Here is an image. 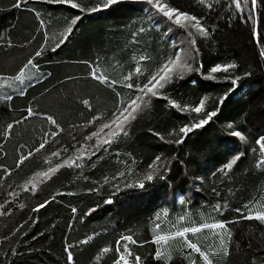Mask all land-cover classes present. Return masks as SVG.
<instances>
[{
    "label": "snow or ice",
    "instance_id": "obj_1",
    "mask_svg": "<svg viewBox=\"0 0 264 264\" xmlns=\"http://www.w3.org/2000/svg\"><path fill=\"white\" fill-rule=\"evenodd\" d=\"M123 2L125 0H13L12 8L24 9L32 15L34 30L22 42L13 41L11 30L0 31V53L7 57L3 62L4 67H0V109L14 111L15 98L27 101L19 117L10 122L0 114V141L3 142L0 143V157L7 158L8 153L4 150L7 142L14 135L22 137L28 133L29 126L33 142L26 144L16 141L14 167L0 163V195H3L0 217L24 210L29 200L34 201L31 213H39L57 196L77 195L71 191H57L46 199H39L48 185L60 179L64 170H70L77 182L80 179L88 180L89 177L84 175L85 170L95 169L106 158H111L107 154H112L117 163L123 165V170L117 169L111 178L103 176L102 184L94 180L93 186L85 189L89 194L101 196L105 205L113 204L118 195L144 190L155 179L165 180L164 173L170 170L167 165L171 160L156 155L147 169L141 172L134 167L135 160L131 165L128 163L126 157L129 154L120 152L119 147L127 143L135 122L151 113L156 103H162L165 109L186 116V120L167 133L171 139L165 140L160 133L152 129L149 131L165 143L181 145L188 134L203 128L217 117L220 105L238 87L240 80L251 75L248 71L239 74V63L235 59L215 62L204 70L200 44L215 39V33L220 28L219 21H226L229 27L233 22L247 27L253 47L258 49L257 59L264 64V23H261L264 0H195V4L189 2L188 7L181 6L179 0H133L142 4L143 8L142 15L131 21L134 30L130 32L125 46L122 57L125 62L121 63L115 57L85 59L78 62L84 67L83 74L65 75L63 80L49 85L52 72H46L41 61L49 59V53L54 54L65 45L82 16L110 10ZM29 4L34 6L29 8ZM35 4L67 5L79 14L65 17L57 29L54 28L56 21L53 15L45 14ZM212 15H217L218 19L209 23ZM145 37H148L147 43ZM12 49L21 52L27 50V55L22 58L11 56L9 53ZM128 50L132 51L130 57L127 56ZM193 73L203 81L229 82L231 87L215 98L205 95L198 102L191 103L178 100L174 95L175 88L188 80L195 85L197 81L191 79ZM69 84L76 86L67 88ZM35 88L42 90L28 100V93ZM209 99L215 100L211 110L208 107ZM224 127L231 137L246 140L241 131L233 130V122H227ZM64 136L68 139L61 140ZM255 144L259 148L257 163L264 168V135L256 138ZM242 155L241 152L231 154L216 169V173L233 170ZM30 160L35 161V166L18 180L8 183ZM216 173L212 174L213 177ZM105 188L108 189L106 192ZM180 203H185V197H180ZM209 207L207 217H202L198 224L186 212L179 216L178 221H184L189 226L159 234L156 230L161 225H155L156 230L151 237V244L155 245L151 257L154 264H226L233 248L239 249L241 246L232 226L240 220L257 221L264 226V195L258 201L252 200L231 208L237 214V219L226 217L229 208L227 201ZM70 211L73 216L80 213L77 207H71ZM94 211L89 207L80 213L79 219L83 220ZM213 214L220 218H214ZM35 223L37 219L19 224L8 235H0V240L7 242L17 234L26 235L23 229ZM204 230L210 233L206 239L211 243L206 246H201L188 236L191 233L199 237ZM93 236L79 243L86 244ZM137 243L132 234L120 235L115 240L111 264H146V260L132 247ZM74 247L71 244L63 247L66 264H75ZM110 250V247H101L89 264H101L102 258ZM10 251L15 255L18 249L11 247ZM176 254L180 259L174 260ZM0 257L7 261L9 250L0 252Z\"/></svg>",
    "mask_w": 264,
    "mask_h": 264
},
{
    "label": "trees",
    "instance_id": "obj_2",
    "mask_svg": "<svg viewBox=\"0 0 264 264\" xmlns=\"http://www.w3.org/2000/svg\"><path fill=\"white\" fill-rule=\"evenodd\" d=\"M12 2L13 0H0V31L11 30L13 41L22 42L34 30L33 17L24 9L12 8ZM189 2L195 4V0H179L183 7H188ZM33 6L28 5L29 8ZM35 7L45 14L51 13L56 21L54 28L57 29L65 17L71 18L72 15L79 14L67 5L35 4ZM142 8L140 3L125 0L110 10L82 16L65 45L56 53H49V59L41 61L43 69L52 72L49 85H55L65 75L83 74L84 67L78 62L85 59L95 60L97 56L115 57L124 63L122 57L125 46L130 39V32L134 30L131 21L142 15ZM217 19V15H212L209 23L216 22ZM219 23L215 39L200 44L204 70L215 62L235 59L239 63V74L248 71L251 75L240 80L238 87L220 105L217 117L203 128L188 134L181 145L165 143L149 131L152 129L160 133L165 140L171 139L167 133L186 120V116L165 109L162 103H156L151 113L135 122L127 143L119 147L120 152L129 154L126 157L128 163L131 165L132 160H135L134 167L141 172L147 169L156 155L171 160L167 165L170 170L164 173L166 179H155L144 190L118 195L113 204L105 205L101 196L89 194L85 189L93 186L92 181L102 184L103 176L111 178L117 169L123 170V165L118 164L112 154H107L111 158H106L97 168L85 170L84 175L89 177L88 180L80 179L77 182L70 170H64L60 179L48 185L39 199H46L57 191H71L77 195L57 196L55 201L39 213H31L34 201L29 200L28 207L24 210L0 217V235H8L19 224L37 219V223L29 224L23 229L26 235L17 234L7 242L0 240V252L9 250V259L5 261L0 257V264H66V255L63 253L65 244L75 245L72 249L75 264H89L101 247H110V252L104 255L101 264H111L115 240L124 234H132L138 241L137 245L132 246L137 254L146 260V264H154L151 257L155 245L151 244V237L156 224L161 225L156 230L159 234L189 226L184 221H178L179 216L186 212L198 224L202 217H207L210 205L217 202L223 204L225 201L229 205L226 217L237 219V214L231 208L240 207L252 200L258 201L264 195V168L257 163L259 148L255 144L256 138L264 135V64H260L257 59L258 49H254L247 27L238 22H233L230 27L224 20ZM261 23H264V17H261ZM153 38H156L154 34ZM147 42L148 37H145V43ZM9 55L22 58L27 55V50L21 52L19 49H12ZM131 55L132 51L128 50L127 56ZM6 59L0 53V67H4ZM191 79L197 83L193 85L188 80L175 88L174 95L178 100L191 103L198 102L205 95L215 98L231 87L229 82L203 81L195 73L191 74ZM74 86L76 85L69 84L66 87ZM41 90H31L27 99L30 100ZM26 103L23 98H15V110L2 108L0 114L10 122L19 117ZM214 103V99H209L210 110ZM227 122H233V130L241 131L246 140L231 137L224 127ZM32 135L31 126L22 137L14 135L4 149L8 156L6 159L0 157V163L14 167L16 141L31 144ZM67 139V136L61 137V140ZM236 152L243 155L234 169L216 173V169ZM34 166L35 161H28L8 183L18 180ZM213 173H216L215 177ZM107 190L104 189L105 192ZM181 196L185 197L183 205L180 203ZM0 203H3V195H0ZM71 207H77L80 213L87 211L89 207L95 211L81 220L80 213L72 215ZM213 216L220 218L216 214ZM232 231L236 239L240 240L241 246L239 249L233 248L226 264H264V226L257 221L240 220L232 226ZM93 233L96 235L93 236ZM88 236H93V239L81 245L79 242ZM188 236L201 246L211 243L206 239L210 236L207 230L202 231L199 237L191 233ZM144 241L149 243H143ZM11 247L18 249L15 255L11 253ZM176 259H180L178 254L174 255V260Z\"/></svg>",
    "mask_w": 264,
    "mask_h": 264
}]
</instances>
